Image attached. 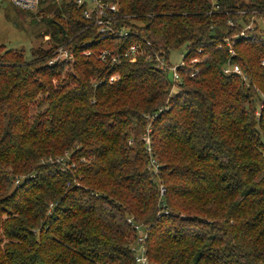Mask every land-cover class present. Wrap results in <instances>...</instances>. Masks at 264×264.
I'll return each mask as SVG.
<instances>
[{"label":"trees","instance_id":"16d2710c","mask_svg":"<svg viewBox=\"0 0 264 264\" xmlns=\"http://www.w3.org/2000/svg\"><path fill=\"white\" fill-rule=\"evenodd\" d=\"M101 1L127 37L70 0L50 47L0 46V264H264V0Z\"/></svg>","mask_w":264,"mask_h":264},{"label":"rangeland","instance_id":"374dc122","mask_svg":"<svg viewBox=\"0 0 264 264\" xmlns=\"http://www.w3.org/2000/svg\"><path fill=\"white\" fill-rule=\"evenodd\" d=\"M69 1L70 0H43L38 10L21 11L14 7L10 0H0V46H6L10 49H24L28 60L31 59V53L34 48H39L41 46L44 48L50 47L51 45H48L50 43V37L46 36L43 38L42 35L56 28L54 20L57 15H61L64 12V8ZM218 1L219 0H211L213 4H216ZM105 37L107 38L109 36ZM58 49L54 51V56L59 55V59L62 61L63 59L68 61L72 59V61H70L71 63L74 61L75 57L69 48L73 56L65 49H62L60 54H58ZM186 53L187 48L182 47L170 53L169 60L167 59L168 63L167 60H164L168 68L167 75L172 84L174 78L173 72L170 71V69H172V67L182 66ZM66 54L68 58H66ZM85 55L90 56L87 53H85ZM202 59L203 58L196 57L190 63L194 64ZM162 64L163 61L160 62V65ZM172 90L174 91V88H172ZM138 254L140 255L141 251H139Z\"/></svg>","mask_w":264,"mask_h":264},{"label":"built area","instance_id":"2783aa9c","mask_svg":"<svg viewBox=\"0 0 264 264\" xmlns=\"http://www.w3.org/2000/svg\"><path fill=\"white\" fill-rule=\"evenodd\" d=\"M72 1L78 8H82V7L85 8L84 16L87 21H93L91 25L85 28V30H87L91 26H94L97 28L98 33L104 34L105 36L111 35L112 37L124 38L129 35L127 32L126 26L120 25L121 19L117 14L118 6L116 4H108L101 0H72ZM10 2L12 3L14 7H16L17 9L21 11H36L39 9L41 5V0H10ZM248 30H253L252 23L249 24L245 28L242 34H244ZM62 49L68 50L66 49V45L62 46L58 49V54H60ZM68 52L70 53L69 50ZM230 52L233 53L232 50H230ZM70 54L72 55V53ZM87 54L90 55L91 53L89 52ZM141 55H143L142 49L139 46L134 45V46L129 47L126 51L122 53H117V52H113L110 50L104 51L101 54V60L104 62L110 61L112 64L119 65L123 63L125 60H128L131 63H134L136 62L137 58ZM57 56H53V58L49 61L48 64L50 66L61 63V62L69 63L70 61H72V59L70 61L63 59L62 61L59 59L60 56L59 57ZM65 56L66 58H68L67 54ZM162 61H163V64L160 65V62ZM155 62H157L158 67L164 69L165 71L168 70L167 64L165 65L166 62L161 56H159L158 53L156 54ZM178 68L179 67H172V69H170V71L173 72V78H174L173 84L174 85L178 84L180 80ZM224 73L227 75L236 74L242 77L243 79H246V76L244 75L243 71L238 65H230L227 69L224 70ZM115 80L116 78L112 76L109 79V82L113 83L115 82ZM145 141L148 144V151L149 153H151L152 148H151L150 138L146 136ZM150 167H151L153 175H158V167H157V163L155 160L152 159ZM160 191H161V195L164 196L165 188L163 185H161ZM129 223L132 224V221L129 220ZM133 226L135 229L137 230L139 229L137 225H133ZM145 239L146 238L143 235V233L140 232V236L138 237V240H137L138 244H141L143 246ZM136 262L137 264H149L144 249H142L140 255L136 256Z\"/></svg>","mask_w":264,"mask_h":264}]
</instances>
